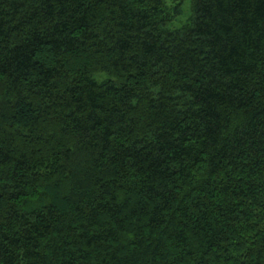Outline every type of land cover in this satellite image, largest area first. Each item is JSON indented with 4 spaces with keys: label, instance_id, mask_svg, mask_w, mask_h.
Here are the masks:
<instances>
[{
    "label": "trees",
    "instance_id": "16d2710c",
    "mask_svg": "<svg viewBox=\"0 0 264 264\" xmlns=\"http://www.w3.org/2000/svg\"><path fill=\"white\" fill-rule=\"evenodd\" d=\"M183 1L0 0V264H264V0Z\"/></svg>",
    "mask_w": 264,
    "mask_h": 264
},
{
    "label": "rangeland",
    "instance_id": "374dc122",
    "mask_svg": "<svg viewBox=\"0 0 264 264\" xmlns=\"http://www.w3.org/2000/svg\"><path fill=\"white\" fill-rule=\"evenodd\" d=\"M170 1V0H167ZM180 14L179 16L175 19L174 23H173V27H179L181 26L183 23H186V21L188 20L189 17V12H190V2L189 0H184L183 4L180 7ZM97 79H105V75L103 74H98L96 75Z\"/></svg>",
    "mask_w": 264,
    "mask_h": 264
}]
</instances>
